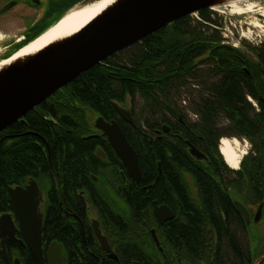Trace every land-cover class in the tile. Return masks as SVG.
Listing matches in <instances>:
<instances>
[{"label":"trees","instance_id":"1","mask_svg":"<svg viewBox=\"0 0 264 264\" xmlns=\"http://www.w3.org/2000/svg\"><path fill=\"white\" fill-rule=\"evenodd\" d=\"M198 17L176 21L80 76L58 94L56 110L47 107L53 121L34 118L24 127L16 125L15 137L0 134V213L10 205L9 187L39 174L57 183L58 189L47 191L48 199L57 193L55 204L47 202L52 219L48 228L64 236L63 212L71 210L68 197L76 195L85 175L93 170L90 161L95 162L93 143L80 138L84 118L76 103L107 118L112 117L115 103H129L138 125L136 137L127 138L138 155L142 180L131 188L122 183L119 192L112 189L109 193L121 197L127 211L138 215L152 213L153 200L162 203L175 198L169 205L182 214L183 223L172 226L163 240L169 244L170 255L180 258L183 249L187 264H248L244 226L228 193L229 180L233 179L234 187L241 186L244 172L230 169L217 145L204 162L188 153L185 142L250 139L256 156H246L241 166L248 167L255 194L264 192V43L243 42L242 49L236 48L222 37L223 22L217 13L204 10ZM186 93L188 108L180 110L175 101L186 102ZM164 124L172 133L153 146L142 133ZM185 175L193 181L195 195ZM123 247L127 262L152 264L129 243Z\"/></svg>","mask_w":264,"mask_h":264},{"label":"flooded vegetation","instance_id":"2","mask_svg":"<svg viewBox=\"0 0 264 264\" xmlns=\"http://www.w3.org/2000/svg\"><path fill=\"white\" fill-rule=\"evenodd\" d=\"M1 1L2 0H0V2ZM76 1L77 0H5L0 3V10L4 5L12 2H16L14 4L15 7L24 6L29 9L34 7H44L45 15L38 20V24H42L41 22H43L46 17L49 18L50 15L59 12L69 5L75 4ZM79 1L81 2L82 0H78L77 3H79ZM12 10L13 9L10 11ZM3 14L4 13L0 14V21L6 15ZM38 24L31 25L29 29L31 31L27 34L28 37L32 33H35L34 28L38 26ZM25 40L27 39H24V41ZM20 43L23 44L24 42L19 40L18 42L9 45L10 48H12L1 57L0 61L8 58L11 52L17 50L16 48ZM65 88L47 98L44 102L18 119L0 134H5V137L8 139L15 137V135H12V129L16 127V125L20 128L22 126L24 127V125L26 126L33 121L34 118L37 119L38 122L42 117L46 122L53 121L54 116L47 110V107L50 105L56 110L58 94L60 92L62 93ZM251 101L259 111L260 107L258 104L253 100ZM118 105L131 111L133 123L125 121L117 112L115 105V113L112 112V117L107 118L86 105L76 103V107L80 109V111H77L84 118V121L81 122L83 131L80 138H82L83 141H90L93 143L94 149L92 150V156L95 162L90 161V168L93 170L88 173V175H85V180H83L76 195L68 197L69 208L71 210L69 212H63V218L65 219L64 236L56 234L51 228H48V225L51 226L52 219H49L51 215V213L49 214V211L51 210L48 208L47 202L50 201V203L53 204L54 202L55 204L57 193L54 194V198L48 199L47 191L48 189H58L56 185L57 183L53 181L49 183L45 177L37 174L36 176L28 177L26 181L19 185L9 187L8 194L10 205L6 210L1 211L0 213V217L5 215L8 216L5 219L4 228L2 229L0 236V264H41L36 259L31 249V245L36 243V237L35 235H26L24 233L19 213L17 212L10 194L11 188L16 189L19 187L23 190H27L33 182L37 184L40 191L37 217L41 221L40 230L41 250L44 259L43 264H111V262H114V264H131L132 261L130 260L127 262L123 256V245L125 243L134 246L142 255L151 260L152 264H187L186 261H183L184 252H181L183 249L180 250V258H177L172 253V255H170L171 250L168 247L169 244L167 241L163 240L172 226L176 223H183L182 214L175 211L169 205V202L171 201L174 203L176 202L175 198L174 200L163 199L162 203L153 200V212L146 214L141 213L138 215L127 211L128 206L121 197L109 193L112 189H114V193L119 192L122 188V183L124 186H129L128 188H131L132 184L135 187L141 182L137 183L132 178L128 177L120 158L116 155L108 138L96 127V121L99 118H103L108 123H117L126 137H136L134 134L136 133L138 124L135 112H132L133 110L131 106ZM43 110L45 111L44 113L42 112ZM87 110L98 115L93 124L88 120ZM164 128H167V130ZM184 129L185 126L182 128V133L185 132ZM171 133L172 129L167 124H164L161 129L155 128L152 131H148L147 133L143 132L142 134L148 138L153 146H156L160 141L167 139V135H170ZM20 135L21 134L17 132V136ZM172 138L180 139V135H172ZM221 138L215 140V142L205 141V143L203 140L197 139L196 145H192L206 156L202 161L208 162L209 150L212 149L214 145L218 146ZM238 139L248 140L250 142L251 147L247 155L251 156V159L252 157H255V144L247 138ZM185 143L189 153L188 141ZM47 154L49 156L48 160L50 168L54 171L50 151H48ZM240 169L244 172L241 186L234 187L233 179L231 178L229 180L231 185L228 188V193L230 195H232L233 192L236 193L241 201L232 198L230 200L231 204L234 205V202L238 201L244 206L247 212L248 216L246 219L234 206L236 214L242 220L244 226L246 246L249 253L248 264H258L264 257V253L261 254V251L259 250L264 246V192H261L260 195L257 196L253 190V186L250 185L247 175V172L249 173L248 167L240 165L239 170ZM159 173H162L160 167ZM262 175L264 178V173H262ZM181 176H184V174H181ZM157 180L158 177L155 179V182ZM152 187H154V185L149 186V188ZM239 190H241V194L238 192ZM155 203L158 207H169L172 211L173 217L161 221L156 213ZM30 204L31 202H28L29 206H31ZM52 210L56 211V208L52 207ZM257 216L258 219H256ZM55 221L56 219L54 218V224ZM34 230L35 229H32V231ZM97 231L106 239L110 248L109 251L103 247L97 235ZM154 235L157 237L159 245H157ZM261 240L263 242H261ZM57 252L59 253L60 261L58 255H55ZM161 258L162 261L159 260Z\"/></svg>","mask_w":264,"mask_h":264},{"label":"water","instance_id":"3","mask_svg":"<svg viewBox=\"0 0 264 264\" xmlns=\"http://www.w3.org/2000/svg\"><path fill=\"white\" fill-rule=\"evenodd\" d=\"M97 1L99 0H82L74 4L46 29L56 22H60L71 10L83 8ZM233 1L235 0H116L76 34L53 42L36 54L17 59L0 69V133L47 98L67 87L95 66L104 63L110 57L165 29L176 21L204 10L226 6ZM15 3L7 4L0 10V14L12 8ZM24 45L17 50H20ZM13 54L7 60L11 59ZM244 70L250 74L247 69ZM115 108L125 121L133 123L130 110L124 109L118 104H115ZM96 127L108 138L128 177L139 183L142 179V172L138 156L122 129L117 123H108L103 118L96 121ZM164 129L167 130V128ZM238 140L240 141V139ZM188 145L189 153L195 159L206 158L191 143ZM10 194L19 213L24 233L36 237V243L31 245V249L36 259L43 264L41 221L37 217L40 197L37 184L33 182L27 190L19 187L11 188ZM28 202H31V206L28 205ZM155 206L161 221L173 217L169 207H158L156 203ZM234 206L247 219L248 215L244 206L238 201L234 202ZM7 217L6 215L0 217V236ZM32 229L35 230L32 231ZM97 235L103 247L109 251L106 239L98 231ZM154 238L159 245L155 235ZM55 255H58L59 259V253L57 252ZM263 263L264 257L258 264Z\"/></svg>","mask_w":264,"mask_h":264},{"label":"rangeland","instance_id":"4","mask_svg":"<svg viewBox=\"0 0 264 264\" xmlns=\"http://www.w3.org/2000/svg\"><path fill=\"white\" fill-rule=\"evenodd\" d=\"M4 1L5 0H2L0 3ZM44 1H47V0H44ZM246 1L247 2H245L242 5V8L245 10L243 14H235L231 11L230 8L226 6L211 9L212 12L217 13L218 16L222 19L223 28L221 29L220 32L224 40L230 43L232 46L239 48V49H242L243 42H246L252 45H257L262 42L264 43V0H246ZM77 2L78 0L75 2V4ZM73 5L74 4H72V6ZM250 5H252L253 8L251 9V11H248L246 8L247 6H250ZM5 6L6 5H4L3 7ZM72 6L69 5L66 8H63L59 12L50 15L49 18L46 17L43 20V22H41L42 24L40 23L38 24V20L40 18H43L45 15L44 7H36V8L34 7L32 9H29L24 6H17V7L14 6L6 10L3 14V15L5 14L6 15L0 21V24H1L0 33H2L3 36L5 37V41L1 44L2 50L4 51V53H6L9 49L12 48V47L10 48L9 46L12 43L18 42L19 40H22V42H25L26 40L24 41V39H29L33 34L32 33L31 35H29V37L27 36L28 32L31 31L29 30L31 25L38 24V26L34 28L35 33L33 35L39 34L44 29H46V27L51 25L60 15H62L64 11L70 9ZM11 9L13 10L10 11ZM6 12H9V13H6ZM190 18L192 20L193 19L197 20L199 18L198 13L191 15ZM21 44L22 43H20L19 45L22 46ZM20 46H18L17 48H19ZM14 52L15 51L11 52L10 54L12 55ZM187 95H188L187 93L185 95L183 94V97H186L185 99L186 102L181 103L182 98L181 100L175 101L176 106L180 110H182L183 108H186L189 105V100L187 98ZM188 97H191V96H188ZM126 105L132 107V105H130L129 103H127ZM137 113H138L137 115L139 116L140 112L137 111ZM186 113L188 116H190V118H193L190 112L187 111ZM87 116H88V120L90 121V123L93 124L98 115L87 110ZM147 117L148 116L146 114H145V117L143 116L144 119ZM240 142L243 144V146L244 145L246 146L247 153H248L251 147L250 142L248 140H243V139H241ZM246 156L248 155L246 154ZM185 180L188 186L190 187L191 193L195 195L196 191L193 186V181L187 175H185ZM238 192L241 194V190H239ZM232 198L236 200L237 199L240 200L239 199L240 197H238L236 193L234 192L232 193ZM262 240L261 242H263ZM259 250L261 251V254L264 253V246Z\"/></svg>","mask_w":264,"mask_h":264},{"label":"bare ground","instance_id":"5","mask_svg":"<svg viewBox=\"0 0 264 264\" xmlns=\"http://www.w3.org/2000/svg\"><path fill=\"white\" fill-rule=\"evenodd\" d=\"M115 1L116 0H99L83 8H75L71 10L64 16V18H62V20H60V22H56L47 28L36 39L29 41L20 50H17L11 59H4L0 61V69L17 59L36 54L53 42L76 34ZM245 2L247 1L235 0L226 5V7L230 8L235 14H243L245 10L242 8V5ZM252 8L253 6L250 5L247 6L246 9L251 11ZM4 41L5 37L2 33H0V57L5 54L1 48V44ZM250 102L252 101L250 100ZM220 141L218 144V149L224 159V162L230 167V169L238 171L241 161L247 154L246 146H243V144L236 138L222 137Z\"/></svg>","mask_w":264,"mask_h":264}]
</instances>
